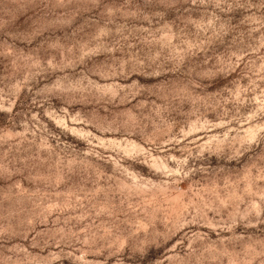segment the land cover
I'll use <instances>...</instances> for the list:
<instances>
[{
    "label": "rangeland",
    "instance_id": "obj_1",
    "mask_svg": "<svg viewBox=\"0 0 264 264\" xmlns=\"http://www.w3.org/2000/svg\"><path fill=\"white\" fill-rule=\"evenodd\" d=\"M0 264H264V0H0Z\"/></svg>",
    "mask_w": 264,
    "mask_h": 264
}]
</instances>
